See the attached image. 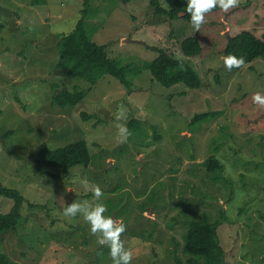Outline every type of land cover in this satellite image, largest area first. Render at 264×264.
Masks as SVG:
<instances>
[{
  "label": "rangeland",
  "instance_id": "1",
  "mask_svg": "<svg viewBox=\"0 0 264 264\" xmlns=\"http://www.w3.org/2000/svg\"><path fill=\"white\" fill-rule=\"evenodd\" d=\"M158 1L169 10L176 0ZM82 5L0 0V184L24 198L18 228L0 236V252L20 264H112L82 215L63 214L73 201L97 202L80 184L87 179L101 189L104 214L124 223L130 264H189L187 230L204 214L211 222L226 217L217 229L223 264H264V106L252 100L256 92L264 96V60L238 71L224 67L228 37L249 31L264 41V0L206 13L198 30L156 15L147 0H90L87 35L127 67L130 91L109 76L90 87L56 70V42L74 28ZM190 37L201 53L185 57L180 43ZM158 49L187 63L201 87L165 88L149 71L132 77ZM75 88L86 92L78 104H53L56 94ZM209 111L220 114L191 124ZM131 119L137 130L121 142L116 126L128 130ZM79 140L91 155L87 167L64 173L39 163L41 150ZM209 156L223 164L218 182L206 174ZM12 205L0 197V214Z\"/></svg>",
  "mask_w": 264,
  "mask_h": 264
},
{
  "label": "trees",
  "instance_id": "2",
  "mask_svg": "<svg viewBox=\"0 0 264 264\" xmlns=\"http://www.w3.org/2000/svg\"><path fill=\"white\" fill-rule=\"evenodd\" d=\"M113 1L126 4L132 0ZM147 1L156 15L165 17L169 21L181 19L189 22V14L185 11L186 0H176L169 10L160 7L158 0ZM45 4L46 0H30L31 6H43ZM89 6L90 0H83V8L80 10L79 19L74 28L68 34L59 35L56 42L58 59L55 68L62 70L67 78L82 80L90 87H93L104 76H109L117 80L124 89L130 91L132 81L126 76L127 67L120 60L109 58L105 46L95 44L87 35L85 24L90 17ZM215 11L217 8H213L210 12ZM180 50L183 56L194 57L201 53V46L196 38L190 37L180 43ZM156 51V58L149 62H141L142 64L133 70L132 77H137L141 71H149L152 78L165 88H170L176 84H183L184 87L195 90L201 87L199 76L187 63L176 60L165 50L158 49ZM224 52L225 57L231 55L243 59L244 62L241 65L230 69L238 71L256 59L264 60V41L249 31H241L227 39ZM126 65L129 66L130 64ZM85 94V91L78 88L72 92L62 90L54 96L53 104L59 108L75 106L85 97ZM219 114V112L213 111L197 113L190 122L191 124H198L206 119H213ZM82 117L84 120L94 118V116L87 115H82ZM136 130L137 121L131 119L128 122V132L133 134ZM158 139L154 138L153 142H157ZM153 142H149L147 145L149 146ZM90 159L91 155L84 140L53 150H41L38 153L41 166L62 170L64 173L75 166L87 167ZM204 166L206 174L212 182H218L221 179L223 164L214 156H209L204 161ZM0 197L13 202L8 213L0 214L1 236L4 232L17 230L21 220L19 209L24 198L18 191L5 188L1 184ZM225 220L224 215L211 222L204 214L200 221H194L189 225L184 251L182 249L185 255L190 256L189 264H223L224 251L217 238V229ZM0 264L20 263L11 260L6 254L0 252Z\"/></svg>",
  "mask_w": 264,
  "mask_h": 264
},
{
  "label": "clouds",
  "instance_id": "3",
  "mask_svg": "<svg viewBox=\"0 0 264 264\" xmlns=\"http://www.w3.org/2000/svg\"><path fill=\"white\" fill-rule=\"evenodd\" d=\"M237 3L238 0H186L185 11L189 14V22L192 27L198 30L204 22L205 14L213 8H219L227 12L230 8L236 7ZM243 62L242 58L229 55L224 59V67L230 70L233 67H238ZM252 100L254 104L264 106V96L260 95L259 92L252 95ZM122 116L123 111L118 108L115 119L119 121ZM116 127L120 141L124 142L129 135L126 126L117 124ZM80 184L85 191H91L97 202L89 204L87 201H73L64 206L63 214L71 217L81 214L83 220L89 226L90 233L97 236V244L107 246L112 264H130L132 253L123 246L121 240V233L125 231L124 223L104 214L106 205L99 199L102 192L98 185L90 184L87 179H81Z\"/></svg>",
  "mask_w": 264,
  "mask_h": 264
},
{
  "label": "water",
  "instance_id": "4",
  "mask_svg": "<svg viewBox=\"0 0 264 264\" xmlns=\"http://www.w3.org/2000/svg\"><path fill=\"white\" fill-rule=\"evenodd\" d=\"M227 39H229V37H228ZM224 53H225V52H224Z\"/></svg>",
  "mask_w": 264,
  "mask_h": 264
}]
</instances>
